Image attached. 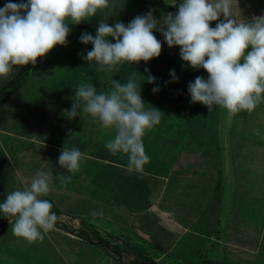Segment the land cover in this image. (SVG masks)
Wrapping results in <instances>:
<instances>
[{
  "label": "clouds",
  "instance_id": "1",
  "mask_svg": "<svg viewBox=\"0 0 264 264\" xmlns=\"http://www.w3.org/2000/svg\"><path fill=\"white\" fill-rule=\"evenodd\" d=\"M234 4L238 7L237 0H180L178 11L163 14L162 21L149 10L127 25L117 21L110 26L105 10L112 6L111 0H9L0 8V78L8 79L14 67L35 65L54 47L66 46L69 22L78 25L104 12L95 36L86 32L79 38L80 43L92 45L81 58L94 61L97 71L112 72L125 63H147L159 57L162 44L154 32H160L169 48L180 49L183 62L207 73V79L197 76L188 84L192 103L206 106L209 112L216 106L229 115L251 113L264 102V14L237 20L232 16ZM212 22H217L215 27H211ZM170 76L172 82L178 81L174 70ZM139 78L149 84L155 82L152 75L142 77L133 71L125 83L112 79L109 90L98 91L88 77L74 85L71 109L65 110L69 119L84 113L101 128L112 131L106 149L113 155H126L127 170L136 174H142L150 162L143 138L159 125L163 115L154 107H146ZM152 91L155 94L159 88ZM85 159L78 148L65 144L58 157L65 172L54 177L51 169L37 171L30 184L6 195L0 214L7 219L15 217L11 225L15 237L32 243L54 229L58 217L52 212L53 204L43 197L52 191L54 181H59L60 188L66 187L71 175L65 173L74 175ZM91 217L96 223L98 218L104 219V212L93 211Z\"/></svg>",
  "mask_w": 264,
  "mask_h": 264
},
{
  "label": "rangeland",
  "instance_id": "2",
  "mask_svg": "<svg viewBox=\"0 0 264 264\" xmlns=\"http://www.w3.org/2000/svg\"><path fill=\"white\" fill-rule=\"evenodd\" d=\"M4 1L7 3L9 2V0ZM135 3L137 4V2ZM177 9L178 8H176V10ZM82 33V30H72L67 38L74 43L75 48L83 51L89 46V44L84 45L80 43L79 38ZM95 34L96 30H92V35L95 36ZM109 40L111 41V38H109ZM167 48L171 52L170 58L175 61V65L179 69L190 68L181 60L179 56L180 49L178 47L169 48L167 46ZM59 49L60 46H57L53 52L54 55L51 61V64L56 68V76L52 75L51 78L42 77L40 74L33 76L27 85L31 86V84H33L34 87L25 86V88H23L24 90L20 92L16 98H14L15 96H12L9 104H6V106L3 107H1L0 104V128L4 131L9 130V132H11V134L7 133L6 135L0 133V157L3 152H5L6 156L8 155L9 158L14 160L16 166L22 171L21 176L24 178V184V175L32 173V175H29V182H27V185L30 184L31 178L34 176L33 171H36L38 165L40 166L42 163L44 168L41 171L51 169L53 176L58 173L59 169V172H65V170L61 169L58 164V157L65 144L69 148L78 147V149L87 144L88 148V144L90 146L92 143H90L89 140L92 138L94 147L91 148V154H95L98 157L107 156L105 152L100 150H107L105 142L111 139L114 133L110 130L103 129L100 126H96L95 124L90 125L88 121L80 126H69L74 123V120L68 119L65 114V110H69V107L72 106L73 103L72 98L75 95L74 85L78 82L86 81L88 77H91L92 81L95 82L93 86L96 89H108L111 88V83L106 84V82H111L112 79L118 81L120 76H122L119 82L123 83L125 81L124 78H128L133 71L140 76H144L148 75L149 71L154 72L157 69L154 73L155 75H152L155 77V82L149 84L146 80L149 97L143 99V101L147 107L152 106L161 111L163 115L160 122L161 124L159 123V125L148 131L143 138L146 154L150 157V162L145 165L144 169L149 168L152 172L162 171V169H165L168 165L167 163H169L171 169L172 166H175L176 164L179 148L182 149L187 145L196 146V144H200L199 146L202 147L207 142L206 137H204V139L194 137V135L188 137L187 135H183L182 132L192 134V131L198 128L200 122L205 119L212 125L217 126L211 120L213 114L205 117L201 112L193 110L191 97L189 93H187L188 87L184 92L185 95H182L183 90L179 88V86L181 84L180 82L183 80V76L174 70L176 77H178V81L172 82L170 72L173 70H167L165 68L166 65H162L163 62L159 60L156 63V58L147 63L141 61L139 64L134 65L127 63L119 65L116 70L111 72L113 73V76L108 75L106 77L105 75L101 77L102 74L105 72L108 73V71L99 72L97 71V66L91 68L90 64L80 62V57L73 56L74 52H71L66 57H58L60 56V52H58ZM91 49L89 48V51ZM40 59L41 58L37 60L36 64H39L40 67H42L44 63L42 60L40 61ZM65 63H69L70 66L68 69L65 67ZM134 66L138 70L133 69ZM163 68L165 69L158 73V71ZM145 69L149 71L146 73ZM205 73L206 72L203 74ZM66 74H69V81L64 82V76ZM99 74L100 77H96V75ZM205 75V79H207V74ZM184 77L188 80L186 83L187 85L195 80V78H192L189 74ZM3 83L4 82L0 79V89L3 86ZM153 87L159 88V91L155 94L152 91ZM25 89L28 91L24 92ZM22 95L25 99L24 102H20L22 100L17 99ZM183 96L187 98L186 112L190 114V116L194 115L188 117V119H186V116L184 119L181 117L182 111L180 109V103ZM36 99H38L41 104L48 102L52 105L58 104L59 107L66 104V109L61 111L58 110L59 113L54 112V114H58V116H53L51 120V122H54L55 119H57L56 122L62 121L64 122L63 126H52L51 123V127H45L46 132H44V127L41 126V124L48 126V123L43 119L44 112L38 111L39 114H35L34 117L30 118L31 114L36 113V109L34 108L36 106L34 103ZM263 103L264 102H261L251 113H249L253 115H249L246 122L243 118L240 120V118H234V115L228 116L226 114L228 112L224 111L226 116L221 117L219 125L221 130H231L232 137H228L230 138L228 140H226L227 137H220L222 142H225L226 146L223 148V151L221 150L223 144H219V140L217 139V146H215L221 151V158L219 159V174L215 178L214 187L212 189L201 191L200 193L201 200H206V202L194 207L196 211L195 214L199 218L197 223L194 224L195 227H199V230H201L203 234L209 233L213 237L210 239H189L191 241L188 242V253H184L185 245H183V241L176 244L172 250V254L158 253L156 251H153L152 255L148 252L142 253L141 251L143 248L138 249V247L135 248L129 246L128 240H131V238L126 236L124 240H122V236L116 238L114 235L107 234L100 228V226H98L100 225L98 223L97 226H93V224L84 221L81 222L66 219L64 224L60 221L56 222L55 227L63 230V227H60V225H64V227L66 226L70 229L69 233H72L73 236L79 234V237L91 242L95 247L96 245L100 247L102 246L104 247L103 249L106 250L105 246L108 245L106 248H109L110 251H112V255L126 264H143L138 262L142 260L144 261V264H264V133L261 134L262 138L258 142H254V139L259 137L251 139V137H253L252 133H256L254 129L264 125V118L260 115L264 112V107L262 106L264 105ZM213 108H216V106ZM244 112L245 111H242L237 115H243L242 113ZM261 121H263V124H261ZM245 123H248V125H245ZM174 125H176L175 133L177 134L179 128V132L182 134L178 133V136L176 134L174 136L172 135L171 128H173ZM204 127L208 129L207 124ZM36 130L41 133L39 135L40 137L36 138L44 139L43 145L38 144L35 141L30 142L25 138L28 137L29 133L34 134ZM18 133L20 134V137H18ZM71 133H75V135L70 136ZM80 133L83 135L90 134L91 137H85V139H82L79 137ZM36 154L43 156V159L39 157L38 165L36 163V158H34ZM111 155L124 157L126 158L125 161L128 162V157L126 155ZM224 160L230 161L232 166H228L225 163L222 164ZM85 163H88V161H85ZM91 163L93 166L92 168H94V177L101 176L97 174L95 166H98L99 168L102 167L103 161L99 158L93 159ZM210 171H212L211 168ZM176 174L177 172H173L171 181L176 182L178 180ZM125 175L126 173L124 176ZM10 176L11 172L9 170L6 171V177ZM74 176L75 175H71V178ZM6 177L4 172L0 173V203L5 201L6 195L9 192L20 189L21 187L17 176H14L13 180L7 179ZM130 180H132V186H134L136 184V179L131 178ZM199 180V178H191L189 181L181 184V186L183 189H187V192L192 191L193 188L202 190L204 189V185L207 186L209 183L208 179H205L203 184L198 185ZM54 183L53 186H57ZM56 183L58 184L59 182ZM73 183L74 181H71L67 185H71L72 190L78 188V186H76L75 183L73 185ZM24 184L22 183V185ZM81 185H84V183ZM141 189L142 190H139V198H142L145 194L144 187H141ZM68 192H65L64 194L61 190H53V193L51 194L50 192V194L45 196L44 199L49 200L53 204L52 211H55L60 202L64 205L65 200H74L73 197L77 199L76 196H79L73 192H71V195ZM131 192L133 191H130V193ZM171 193L172 190L170 186L164 193V199L168 198ZM184 196L186 195L183 194L177 198L179 199ZM140 203L144 205L142 202ZM88 208H90V211L105 210L104 206ZM72 209H74V207H72ZM192 209L190 211H192ZM2 215L3 214H0V231L4 228L3 226L6 225L7 222L8 225L14 222V220L11 221L12 217H10L9 220L4 221ZM214 220L217 221L215 224H213ZM208 229H210V231H208ZM6 233L13 234L12 228L5 229L0 237V248L2 251L7 249V246L4 247V244L2 243L9 237L8 235H4ZM197 241H200V243L195 247ZM33 248L38 251L37 256H35L37 259L34 262L31 261L29 263L28 259L20 261L18 257L22 258L23 256L17 254V256H8L9 258L2 259V262L0 260V264H50L48 261L49 258L45 260V256L41 252L44 250L43 247L35 245ZM126 248L130 251L128 252ZM2 251L0 252V255ZM96 251L97 250L94 252ZM79 253L82 256V262H97L98 264H101V259L98 260L96 255V258L90 259V254L85 253L82 250ZM102 257L104 256L102 255ZM53 259L54 256L52 255V260ZM115 264L117 263L115 262Z\"/></svg>",
  "mask_w": 264,
  "mask_h": 264
},
{
  "label": "crops",
  "instance_id": "3",
  "mask_svg": "<svg viewBox=\"0 0 264 264\" xmlns=\"http://www.w3.org/2000/svg\"><path fill=\"white\" fill-rule=\"evenodd\" d=\"M161 1L164 4L169 5L171 7L176 3V7H173L175 10L176 8H178L180 2V0H161ZM11 2L20 3L22 1L11 0ZM23 2L26 1L23 0ZM6 3L7 2H5L4 0H0V8H3L4 4ZM111 4L112 6L109 9L105 10V12H107L108 14L107 23L110 26L114 25V23L117 21L123 22L125 25H127L134 17L138 15L147 14L149 10H154L153 14L156 17V19L162 21V16L166 12L153 6L140 4V3L136 4L135 2L129 0H111ZM237 4L238 7L234 4L232 8V16L237 20H241L243 18L246 20H250L253 16H259L261 14H264V0H237ZM104 14H105L104 12L98 13L96 16L91 18V20L81 22L78 25H71V23H69L70 26L78 27V28H70V31L82 30L83 33L87 32L92 34V30L95 31L97 29L98 23L100 22L101 19L104 18L102 16ZM220 19H223V17H220ZM154 35L158 40L161 41L162 44V50L160 56L168 59V61L173 62L175 64V61H173L170 58L171 52L168 50L167 44L164 42V38L161 35V33L154 32ZM56 48L57 46L54 47L45 57L40 59V61L42 60V62L44 63L42 67H40L39 64L32 65V69L28 79L24 82L23 86L17 92L12 94L13 97L15 96L14 98H16L19 95V93L24 90L23 88H25V86L34 87L33 84H31V86L27 85L33 76H37L38 74H40L42 77H50V78L52 77V75L56 76V72H55L56 68L51 64L54 55L53 52L55 51ZM89 48L90 49L92 48L91 44H89V46L85 48L83 51L81 49H77L75 48L74 43L69 38H67L66 46H60V49L58 50V52H60L59 53L60 56L58 57H63V56L66 57L71 52H74L73 56L75 55L77 57H80L79 60L80 62H84L85 64L86 63L90 64L91 68H94V66H96L94 61L86 62L84 59L81 58L82 55L86 56L87 52L89 51ZM69 66H70L69 63H65V67L67 69L69 68ZM165 68L169 71L173 70L166 66ZM165 68L160 69L158 73L163 71ZM133 69L138 70L135 66L133 67ZM19 70L20 67H14L13 73L11 74L10 78L8 79L0 78L2 82H4L3 86L12 77H14V75ZM181 70H185L186 71L185 74H188L187 71H193V72L196 71L192 68H188V69L183 68ZM155 71L154 72L149 71V74L155 75L154 74ZM105 75L106 77L108 75L113 76V73L105 72L104 74L101 75V77ZM181 75L183 76V80L180 82L181 84L179 88L183 90L182 95H185L184 92L188 86L186 84L188 80L186 77H184L185 75L183 74ZM146 76L147 75H144L142 77H146ZM64 77H65L64 82L69 81L68 80L69 74H66ZM96 77H100V74L96 75ZM191 77H197V76L191 75ZM202 77L206 78V75H202ZM121 78L122 76H120L117 82H119ZM124 80L125 81L123 83L127 81V78H124ZM139 82L141 83L142 99H145L149 97V90L146 85V79L143 80L142 78H139ZM92 83L95 84V82L93 81ZM110 83L111 82H106V84H110ZM109 89L110 88L108 89L98 88L97 90L107 91ZM26 91L28 90L25 89L24 92ZM12 96L10 97V99L12 98ZM10 99L5 103H2L1 107L6 106V104H9ZM17 99L22 100L20 102L25 101L23 95ZM34 103L36 105L34 107L36 109V113L31 114L30 118L34 117L35 114H39L40 111L44 112L43 119H45V121L48 123V126H45V124L40 123L41 126L44 127V132H46L45 127H51V123L52 126H63L64 122L57 121L58 122L57 123L56 122L57 119H55L54 122H51V120L53 116L54 117L58 116V114H54V112H58V110L61 111L63 109H66V104H63L60 107L58 104L52 105L51 103L48 102L41 104L38 99H36ZM182 103H183V107H182ZM186 104H187V98L183 96L180 103V109L182 111L181 117H183V119L185 118V116L186 119H188V117L194 116V115L190 116V114L186 112ZM191 104L194 111L201 112V114H203L205 117L213 114L211 120L217 126L212 125L208 120L205 119L200 122V126L198 128L192 131V134L182 132L183 135H187L188 137L190 135H194V137H200L202 139L206 137L208 143L206 142L202 147L199 146L200 144H196V146L187 145L184 146L182 149L178 147L179 153L177 155V161L175 166L173 165L171 169L169 167V163H167L168 165L165 167V169H162V171L152 172L151 170H149V168H146L144 169V172L142 174L129 173V171L127 170L128 162L125 161L126 158L121 157L119 155L112 156L111 153L105 149L100 150L106 153L107 156L105 157H98L95 154H91L92 152L91 148L94 147L92 138L89 140L90 143L91 142L92 143L90 146L88 144V148H87V144L81 146L79 150L85 154L86 159L82 162L80 170L74 174L75 175L74 177L71 178V181H74V183L76 184V186H78V188H74L72 190L71 185L67 186V188L66 187L60 188L59 183L58 184L56 183L59 181H55V183L53 182L57 186H52L51 194L53 193V190L55 191L61 190L64 194L65 192L69 191L68 193L71 195H72L71 192L79 195L76 196L77 199L73 197L74 200L71 199L65 200L64 205L60 202L58 204V207H56V210L52 211L58 217L57 222L60 221L64 224L65 220L67 219L72 221H81V222L84 221L86 223L93 224V226H97L98 224H100L98 226H100V228L105 233L114 235L116 236V238L122 236L121 237L122 240H124V238L127 236L131 238V240H128L130 247H135V248L138 247V249L143 248V250L141 251L142 253L148 252L151 255L153 254L152 253L153 251H156L158 253L172 254L173 248L176 246L177 243L179 244L181 241H183V245H185L184 253H188V249H187L188 242L191 241L189 239H194V238L210 239L211 237H213L209 233L203 234V232L199 230V227L198 228L195 227L194 224L197 223L199 218L195 214L196 211L194 207L206 202V200H201L200 193L201 191L212 189L214 187L215 178L219 174V167H220L219 159L221 158L220 157L221 151L218 150V148L216 147L217 139L219 140V144H223V147L221 149L223 151V148L226 146H225V142L223 143L220 137H227L226 140H228L230 139L228 137H232V134H231V130H221V127L219 125V122L221 121V117L226 116L224 113V111L226 110L224 109L221 110V108L216 107L209 112L208 108L200 103L191 102ZM262 106L264 107V105ZM70 109L71 106L69 107V110ZM226 114L228 116H232L229 115L228 113ZM242 114L243 115L235 114L234 118L237 119L240 118V120L241 118H243V120L246 122L247 117L249 115H253V114H249L247 111H245ZM260 115L261 117L264 118V112L261 113ZM90 119H91L90 116L81 113L80 116L72 119L74 120L75 124L73 123L70 124L69 126L72 125L80 126L82 124H85L86 121H88L90 125L95 124L96 126H100L98 123L94 122L93 119H91V121ZM263 121H261V124H263ZM206 124L208 125V129L204 127ZM245 125H248V123L247 124L245 123ZM175 127L176 125H174V127L171 128L172 129L171 132L173 136L176 134ZM254 130L256 131V133H252L253 137H251V139H253L254 137H259L257 139H254V142H258L262 138L261 134L264 133V125H261ZM6 131L0 128V133H3L5 135L7 133L11 134L9 130ZM178 133H180L179 128L177 130V134H176L177 136ZM40 134L41 133L38 130H36L34 134L29 133L28 137L25 138L30 142L35 141L36 143L43 145L44 139L36 138V137H40L39 136ZM18 137H20L19 133H18ZM79 137L85 139V137H91V136L90 134L83 135L80 133ZM89 149H90V153H89ZM7 156L5 152H3L2 156L0 157V173L4 172L6 177V171L9 170L11 172V176L6 178L13 180V177L17 176L19 178L18 180L21 186L20 189H22L24 186L27 185V182H29V175H32V173L25 175L23 174L25 176V184H24V178L23 176H21L22 171H20L19 168L16 166L14 160L12 158H9V156L8 157ZM39 157L43 159V156L39 154H36L34 156V158H36L37 165H38ZM99 158L101 161H103V166L100 168L98 166H95L97 174L101 175V176L96 175L98 177L95 178L93 174L94 168H92L93 166L91 162L93 161V159H99ZM85 161H88V163H85ZM223 163H225L228 166H232L230 161L224 160L222 164ZM43 168H44L43 163L40 166L38 165L37 170L33 171V175L37 171H41ZM210 168L212 169V171H210ZM173 172H177L176 176L178 180L176 182L171 181ZM125 173L126 175L124 176ZM65 174L68 175L69 173H65ZM69 175H73V174L70 173ZM55 176L56 175H54V177ZM20 178L24 185H22ZM131 178L136 179L135 180L136 184L134 186H132L133 183L132 180H130ZM191 178H199L200 180L198 182V185L203 184V181L205 179H208L209 183L207 186L204 185V189L202 190L201 189L197 190L193 188L192 191L186 192L187 189H183L181 184L189 181ZM82 183H84V185H81ZM170 186L172 193L168 198L164 199V193L166 192L167 189H169ZM141 187H144L145 194L142 198H139V194H140L139 190H142ZM130 191L133 192L130 193ZM183 194L186 196L179 199L177 198L178 196ZM140 202H142L144 205H142ZM95 206L105 207V210L103 211L104 219L100 220L98 218L96 223H92L91 213L93 211H90V208L88 207H95ZM72 207H74V209H72ZM191 209L192 211H190ZM2 218L4 219V221L9 220V218L7 219L3 215ZM13 220H15V217H12L11 221ZM215 222L217 221L214 220L213 224H215ZM11 225L12 224L8 225L7 222V224L3 226L4 228L1 227L2 229L0 231V237L5 229L7 230V228H11ZM60 227H63V230L60 228L57 229L54 226L53 230L44 233L42 240L32 243H29L22 238L15 237L13 234H7V233L4 234V235H8L9 237L5 239L4 242H2L4 244V247L7 246V249H4L2 251V249L0 248V252L2 251L0 255L1 262L4 260V258H9L8 256H17V254L24 257V259L23 257L22 258L18 257L20 261H25L26 259H28L29 263L31 261L34 262L37 259L35 258V256H37L38 251H36V249H34L33 246L40 245L44 249L41 252L45 256V260L49 258L48 261L50 264H98L97 262L96 263L82 262L81 261L82 256L79 253L81 250L84 251L85 253L90 254L91 255L90 259L96 258L97 256L98 260L101 259L100 261L101 264H115V262L117 264H126L112 255V251H110L109 248H106L108 245L105 246L106 250H104L103 249L104 247L102 246L100 247L96 245L95 247L94 244H92L91 242L83 240L84 238L79 237V234L73 236L72 233H69L70 229L67 228L66 226L64 227V225L63 226L60 225ZM95 230H99V229H95ZM208 231H210V229H208ZM199 243L200 241H197L195 247ZM95 250L97 251L94 252ZM127 250L128 252L130 251L129 249ZM52 255L54 256L53 260H52ZM102 255L104 257H102ZM138 262L144 264L143 260Z\"/></svg>",
  "mask_w": 264,
  "mask_h": 264
},
{
  "label": "trees",
  "instance_id": "4",
  "mask_svg": "<svg viewBox=\"0 0 264 264\" xmlns=\"http://www.w3.org/2000/svg\"><path fill=\"white\" fill-rule=\"evenodd\" d=\"M25 1L27 2V0H25ZM129 1L153 6L156 8H160L163 11L171 12L173 14L177 12L173 7L164 4L161 0H129ZM217 22H212L211 27H215V24ZM70 28H78V27L77 26H70ZM155 60H156L155 61L156 63L159 60V61L163 62L162 65H166V67H168L170 69H173V70H175V71H177L183 75H187V74H185V72H186L185 70L179 69L173 62L168 61V59L161 57L160 55ZM31 69H32V65H28L26 67H21L20 70L14 75V77H12L0 89V104L8 101L10 99V97L12 96V94L17 92L23 86L24 82L28 79V77L30 75ZM187 72L189 75H197V76H202V75L207 74V73L203 74L205 72L203 69L196 70L194 72L193 71H187ZM192 78H196V77H192ZM102 243H103V241H102Z\"/></svg>",
  "mask_w": 264,
  "mask_h": 264
}]
</instances>
